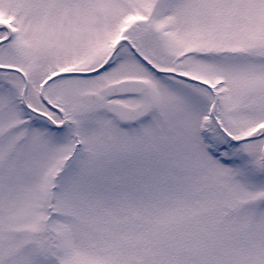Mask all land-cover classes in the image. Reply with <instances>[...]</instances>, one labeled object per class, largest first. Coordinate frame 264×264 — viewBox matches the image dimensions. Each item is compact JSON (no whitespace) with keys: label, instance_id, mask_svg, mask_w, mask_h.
<instances>
[{"label":"snow or ice","instance_id":"1","mask_svg":"<svg viewBox=\"0 0 264 264\" xmlns=\"http://www.w3.org/2000/svg\"><path fill=\"white\" fill-rule=\"evenodd\" d=\"M0 264H264V0H0Z\"/></svg>","mask_w":264,"mask_h":264}]
</instances>
